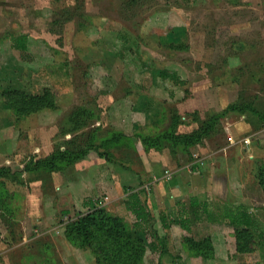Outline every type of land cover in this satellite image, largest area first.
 Returning <instances> with one entry per match:
<instances>
[{
  "label": "rangeland",
  "instance_id": "obj_1",
  "mask_svg": "<svg viewBox=\"0 0 264 264\" xmlns=\"http://www.w3.org/2000/svg\"><path fill=\"white\" fill-rule=\"evenodd\" d=\"M0 170V264H264V0H0ZM194 196L255 225L164 229Z\"/></svg>",
  "mask_w": 264,
  "mask_h": 264
},
{
  "label": "trees",
  "instance_id": "obj_2",
  "mask_svg": "<svg viewBox=\"0 0 264 264\" xmlns=\"http://www.w3.org/2000/svg\"><path fill=\"white\" fill-rule=\"evenodd\" d=\"M15 42V48L17 50H21L22 55H25L27 53V42L28 37L25 35L18 36L14 40ZM44 97L47 99V94L44 95ZM43 97V100L45 98ZM83 111L85 112L84 108H77L75 109L71 115H70V123L73 124V122L76 124H80V120L78 116L81 114L83 115ZM86 113V112H85ZM79 122H78V121ZM81 125V124H80ZM179 140L182 141V138L180 137ZM58 157L64 158L66 157L65 153L59 151ZM69 155H71L69 153ZM41 162H37L36 166H41ZM0 173L2 171L0 170ZM141 192L142 191H135L128 194L126 209L131 212L134 217L136 218L135 222V230L136 231H144L147 228H150L153 223V217L144 202V200L141 198ZM96 214H89L84 216L83 218H79L78 221L75 224V237L79 239L81 245H88L92 246V238L93 234L90 229V225L97 224V218ZM160 221L162 223V227L164 229H169L173 225H179L181 229L184 231L190 233L193 230V227L197 225L199 222H209V223H226L228 222L232 226L236 227H245V228H251L255 225V218L252 215V213L249 211L248 206L246 205H229L226 203H217V202H211L208 200H199L197 197H191L186 201L178 202L176 205V208L169 212H162L160 214ZM114 224L117 226L120 230L122 229V226L117 223V220L111 221V220H103L102 226L104 225H110ZM106 227V226H104ZM71 236V235H70ZM140 244V248L142 245V240H138ZM129 244H132L130 242ZM203 247V244L198 243L195 245L196 249H201ZM100 257H104L101 254H99Z\"/></svg>",
  "mask_w": 264,
  "mask_h": 264
},
{
  "label": "crops",
  "instance_id": "obj_3",
  "mask_svg": "<svg viewBox=\"0 0 264 264\" xmlns=\"http://www.w3.org/2000/svg\"><path fill=\"white\" fill-rule=\"evenodd\" d=\"M29 39H28V42H27V51L29 50ZM118 101H115V104L117 103ZM112 103H114V102H112ZM118 106H119V103L117 104ZM119 112V111H118ZM133 114H135V113H133ZM133 114H131V117L133 116ZM120 131V130H119ZM130 134V133H129Z\"/></svg>",
  "mask_w": 264,
  "mask_h": 264
}]
</instances>
